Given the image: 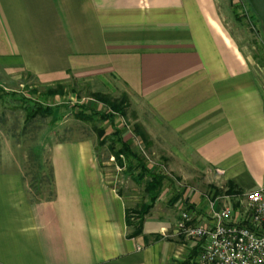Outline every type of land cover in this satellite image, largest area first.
<instances>
[{
    "label": "crops",
    "instance_id": "crops-1",
    "mask_svg": "<svg viewBox=\"0 0 264 264\" xmlns=\"http://www.w3.org/2000/svg\"><path fill=\"white\" fill-rule=\"evenodd\" d=\"M252 63L216 0H0V73L87 79L93 93L115 86L159 128L170 171L139 226L133 210L148 197L105 187L92 163L75 162L79 147L64 156L68 183L96 197H62L57 163L55 197L40 200L22 175L0 173V264H190L195 245L174 227L182 208L208 212L197 186L218 196L264 186V94Z\"/></svg>",
    "mask_w": 264,
    "mask_h": 264
},
{
    "label": "rangeland",
    "instance_id": "rangeland-1",
    "mask_svg": "<svg viewBox=\"0 0 264 264\" xmlns=\"http://www.w3.org/2000/svg\"><path fill=\"white\" fill-rule=\"evenodd\" d=\"M216 1L223 12L227 30L238 36L243 51L252 59L254 76L264 94V35L260 21L247 0ZM59 84L64 87L62 96L44 95L47 88H55ZM114 87L107 89L104 94L112 101H122L125 93ZM30 91L34 93L31 94ZM93 92L87 79L69 77L63 81L44 82L25 73L12 76L0 73V173L16 172L22 175L28 196L40 200L55 197V181L53 185L51 181H45L42 178L51 170L54 180V167L57 163L62 197H68L69 194L76 197L87 195L96 197L94 187L90 186L86 190L85 187L80 189L76 184L68 183L72 174V170L69 169L70 163L73 160L64 156L71 154L75 148L79 147L80 157H77V154L74 155L75 162L92 163L94 169L100 173L105 187L121 191L124 197H146L142 195L143 185L133 183L125 170L121 169L127 165L126 159L123 158L124 167L116 164L110 149L111 147L116 149L118 145L113 144V141H107L100 146L91 123L81 121L75 116L81 105H84L87 110L109 112L108 106L95 102L91 98ZM23 99L34 100L44 107H57L56 113L53 117L37 118L27 122L26 103ZM123 112L112 113L113 125L97 121L95 126L104 129L106 135L113 132V127L118 129L123 141L139 159L152 172L165 176L163 186L169 190L167 181L170 171L166 162L167 156L166 153L160 152V146L165 147L167 151L168 143L161 142L158 138L159 128H155L151 119L147 120L142 116H140L141 121L138 119L128 98ZM86 113L89 112L86 111ZM136 125L147 134V141L138 136ZM58 155L60 161L57 160ZM162 157L166 158L164 162L161 161ZM139 171V169L136 170V172ZM197 189L207 195L203 197L207 200V205L218 199V194L215 192L217 188L214 185L197 186Z\"/></svg>",
    "mask_w": 264,
    "mask_h": 264
},
{
    "label": "built area",
    "instance_id": "built-area-1",
    "mask_svg": "<svg viewBox=\"0 0 264 264\" xmlns=\"http://www.w3.org/2000/svg\"><path fill=\"white\" fill-rule=\"evenodd\" d=\"M174 234L195 245L190 264H264V186L218 196L206 215L182 208Z\"/></svg>",
    "mask_w": 264,
    "mask_h": 264
},
{
    "label": "trees",
    "instance_id": "trees-1",
    "mask_svg": "<svg viewBox=\"0 0 264 264\" xmlns=\"http://www.w3.org/2000/svg\"><path fill=\"white\" fill-rule=\"evenodd\" d=\"M253 11V10H252ZM30 93H34L30 91ZM64 94V87L63 85L59 84L55 88H47L44 92V95L47 97H55V96H62ZM91 98L98 103H102L109 107V112H96L92 109H86L84 105L79 106V110L76 112L75 116L77 119L81 121H86L91 123L93 129L96 133L97 139L99 140V145H104L107 141H113V144H117L118 148L111 147V154L115 157L116 164L120 167H124L123 158L126 159L127 165H125V172L128 177L132 179L137 185H143V190L148 197V203L143 204L139 210H133V213H136L138 223L136 226L141 224L143 217L148 213L151 209L154 202L159 198L163 184L165 181V176L159 173L152 172L140 159L139 157L132 152L129 145L123 141L121 137V133L118 129L113 127V132L110 135H106V132L102 128H98L95 126V123L98 122H108L109 124L113 125V116L112 113L119 112L124 113L123 109L125 103L127 102L126 95L123 96L122 101H112L109 97L102 93H91ZM23 102L26 103L25 114H26V121L31 122L37 118H46V117H53L56 113L57 107H44L40 103L29 100L23 99ZM88 111L89 113H86ZM136 130L138 136L147 141V134L142 131V129L136 125ZM135 162V163H134ZM139 169V172L136 170ZM42 180L51 181L54 185L53 180V173L50 170V173L46 175ZM54 197V196H52ZM129 213V211H128ZM130 216L127 215V223L130 224ZM140 233L139 228L137 227L134 230V235Z\"/></svg>",
    "mask_w": 264,
    "mask_h": 264
},
{
    "label": "water",
    "instance_id": "water-1",
    "mask_svg": "<svg viewBox=\"0 0 264 264\" xmlns=\"http://www.w3.org/2000/svg\"><path fill=\"white\" fill-rule=\"evenodd\" d=\"M247 2L260 21L264 35V0H247Z\"/></svg>",
    "mask_w": 264,
    "mask_h": 264
}]
</instances>
